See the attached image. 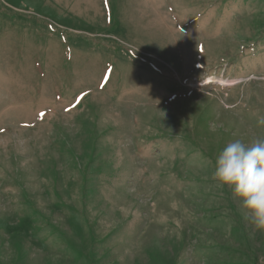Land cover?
Returning <instances> with one entry per match:
<instances>
[{
	"label": "rangeland",
	"instance_id": "1",
	"mask_svg": "<svg viewBox=\"0 0 264 264\" xmlns=\"http://www.w3.org/2000/svg\"><path fill=\"white\" fill-rule=\"evenodd\" d=\"M260 117L264 0H0V264H264Z\"/></svg>",
	"mask_w": 264,
	"mask_h": 264
},
{
	"label": "clouds",
	"instance_id": "2",
	"mask_svg": "<svg viewBox=\"0 0 264 264\" xmlns=\"http://www.w3.org/2000/svg\"><path fill=\"white\" fill-rule=\"evenodd\" d=\"M264 125V117L258 119ZM212 178L232 190L252 227L264 232V139L249 144L235 139L220 151Z\"/></svg>",
	"mask_w": 264,
	"mask_h": 264
}]
</instances>
